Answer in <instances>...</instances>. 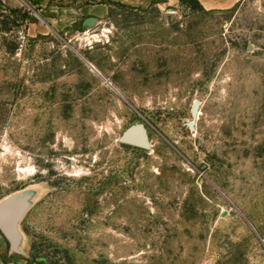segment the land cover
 I'll return each mask as SVG.
<instances>
[{"label": "rangeland", "instance_id": "obj_1", "mask_svg": "<svg viewBox=\"0 0 264 264\" xmlns=\"http://www.w3.org/2000/svg\"><path fill=\"white\" fill-rule=\"evenodd\" d=\"M29 6L0 0V201L35 192L2 263L264 264V0Z\"/></svg>", "mask_w": 264, "mask_h": 264}, {"label": "water", "instance_id": "obj_2", "mask_svg": "<svg viewBox=\"0 0 264 264\" xmlns=\"http://www.w3.org/2000/svg\"><path fill=\"white\" fill-rule=\"evenodd\" d=\"M97 20L98 18L95 16H88L83 19L82 24L83 26H92ZM89 65L95 70L91 64ZM96 72L98 73L97 70ZM200 106V101L195 99L191 109L192 119L186 122V125L193 131L198 120ZM120 141L144 149H148L151 146L147 129L143 123L132 125L125 130L120 137ZM34 194L33 190L24 189L0 201V233L7 240L10 250L13 252L22 253L21 246L24 238L19 224L30 208ZM252 228L255 230L253 226Z\"/></svg>", "mask_w": 264, "mask_h": 264}, {"label": "crops", "instance_id": "obj_3", "mask_svg": "<svg viewBox=\"0 0 264 264\" xmlns=\"http://www.w3.org/2000/svg\"><path fill=\"white\" fill-rule=\"evenodd\" d=\"M20 1L23 4L39 8L42 15H48L54 18L59 24L67 27L71 23L84 19L88 16L105 17L109 13L110 3L119 2L131 7H146L152 2H160L161 0H72L73 5L68 7H56L54 3L60 0H9L11 4H18ZM171 3H178L179 0H167ZM204 10L221 11L230 10L237 5L241 0H198ZM29 6V8H30ZM0 264L2 260L0 259Z\"/></svg>", "mask_w": 264, "mask_h": 264}, {"label": "trees", "instance_id": "obj_4", "mask_svg": "<svg viewBox=\"0 0 264 264\" xmlns=\"http://www.w3.org/2000/svg\"><path fill=\"white\" fill-rule=\"evenodd\" d=\"M180 2L187 3V4H189L191 7L195 8V9H198V10H204V8L201 6V4L199 3L198 0H180ZM111 3H113V4H117V5H121V6H126V5H123V4L119 3V2H111ZM10 11H11L12 13H14V12H17V11H20V10H17V9H10ZM29 15H30L29 10H25V11L23 12V14H22V17H23L24 19H29V17H30Z\"/></svg>", "mask_w": 264, "mask_h": 264}]
</instances>
